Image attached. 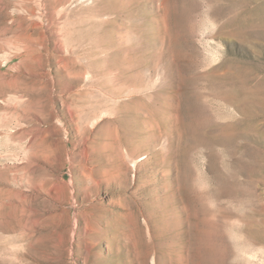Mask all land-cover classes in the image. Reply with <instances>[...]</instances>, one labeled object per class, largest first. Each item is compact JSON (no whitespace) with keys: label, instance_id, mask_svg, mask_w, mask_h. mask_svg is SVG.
I'll list each match as a JSON object with an SVG mask.
<instances>
[{"label":"rangeland","instance_id":"374dc122","mask_svg":"<svg viewBox=\"0 0 264 264\" xmlns=\"http://www.w3.org/2000/svg\"><path fill=\"white\" fill-rule=\"evenodd\" d=\"M0 264H264V0H0Z\"/></svg>","mask_w":264,"mask_h":264}]
</instances>
